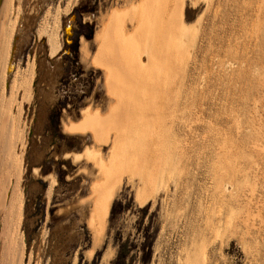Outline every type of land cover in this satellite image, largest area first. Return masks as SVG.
Returning <instances> with one entry per match:
<instances>
[{
  "label": "rangeland",
  "instance_id": "1",
  "mask_svg": "<svg viewBox=\"0 0 264 264\" xmlns=\"http://www.w3.org/2000/svg\"><path fill=\"white\" fill-rule=\"evenodd\" d=\"M150 1L158 8L184 2L191 33L186 49L172 55L161 79L141 95L160 103L161 116L145 111L143 99L130 100L140 103L131 119L167 145L146 152L136 147L127 106L116 91L109 95L104 70L91 61L98 52L95 38L112 13L129 12V28ZM68 2L13 3L14 68L8 72L30 78L35 69L32 100L24 106L27 262L31 256L33 264H114L124 243L128 264H264V0H78L66 13ZM44 26L59 31L58 57H50L38 36ZM151 26L144 35L152 34ZM134 39L128 38L125 73L136 82L142 66L154 76L160 66L154 52L162 46L153 42L148 51ZM88 109L100 111V121L111 119L97 123L96 134L64 133V124L80 123ZM118 145L127 154L136 151L124 165ZM149 179L153 183L144 187ZM102 190L113 194L97 244L98 221L91 217L102 208Z\"/></svg>",
  "mask_w": 264,
  "mask_h": 264
},
{
  "label": "bare ground",
  "instance_id": "2",
  "mask_svg": "<svg viewBox=\"0 0 264 264\" xmlns=\"http://www.w3.org/2000/svg\"><path fill=\"white\" fill-rule=\"evenodd\" d=\"M75 1L77 2L78 0H69L67 7L64 10L66 13H69L72 10ZM13 3L14 0H3V4L0 9V264H33L31 256L27 262V244L25 235H23L22 232V218H24L23 206L26 205L24 203L25 191L23 186V176L26 170V151L28 144L27 125L24 120V106L26 102H30V100H32L31 90L35 78V69L33 68L34 70L31 72L30 78H28L29 76L27 78H23L22 76L25 75H21L20 71H16L14 73L8 72V68L10 66L14 68L10 61L11 48L17 25V20L16 24L14 23L11 25L12 16L14 14ZM183 3L184 2L178 6L158 8L155 5H151L150 1V9L142 11L141 16L139 17V22L136 23V21H132L131 27L129 28L127 21L124 18L128 17L127 15L129 12L126 14L124 12L115 11L112 13L108 19V23L104 27V34L100 32L95 38L98 52L93 58V61H91V64L93 67L104 70L106 76V86L108 88L107 91L110 93L109 95L114 97V94L116 93L120 96V104L127 106V112L129 113L130 120V130L134 133L136 139L138 140L136 142V147L139 148V150L145 148L146 152L150 150V146L152 147V145H159L162 151L167 145H162L161 142L160 144L156 143L149 136V132L144 126L131 119L130 116L132 114L140 112L139 110H136L135 112L134 107L140 106V103L130 100L133 98L138 101L143 99L145 103V111L151 109L152 113L156 115V117L161 116H157L158 114H162V110L159 109L160 103L154 98L145 99L146 96L145 98H142L141 95L146 94L147 89L153 88L157 79H161V75L163 74L162 70L164 69L163 66L167 64L171 65L172 55L186 49L185 43L190 38L191 29L186 25L183 18L185 9ZM57 14L59 15L60 11ZM147 23L152 25L150 28L152 34L150 35H144L147 30ZM46 27L44 26L38 36L40 39L45 38L50 57H58V54H60L63 47L62 41L59 39L57 34L58 30L56 28L49 29ZM67 29V35L71 34V25H69ZM130 37H135L134 41L136 43L144 42L148 51L151 50V43L153 42H158L162 46V50L160 52H154L156 59L159 58L158 61H160V66L153 68V77H148L142 66L137 70L136 75L139 79H136V82H133L135 81L134 77L128 79V75L125 73V64L131 56L132 45L131 42L128 41V38ZM196 38L191 40V44L193 46H190L193 48L196 46ZM67 40L69 42V39ZM83 47H86V45ZM84 52V57L89 60L91 53L89 54L87 47L84 48ZM86 62L89 61L86 60ZM91 64H89V66ZM132 79L133 81H131ZM8 87H10V90ZM20 97H22V99ZM100 113V111L92 113L90 109L86 110L84 112V119L80 123H63L64 133L83 135L90 131L96 134L98 127L97 123L99 124L106 119L104 117L103 120L100 121V118L102 119V114ZM107 117L108 118L106 120L111 119L110 115ZM104 123H106V121H104ZM134 143V139H132L128 144V147H133ZM119 145L118 161L120 165H124L128 158L136 151L132 149L127 154L125 149L120 148ZM153 151L155 152L156 149ZM86 155L89 159L93 156L92 152H86ZM82 157L83 154L77 156L75 155L74 159L80 160ZM154 161V158L145 159V163L149 162L150 165L155 163ZM167 163L171 166L170 162ZM105 166H102L101 171H103L107 183H110L112 181L111 172L109 171L110 169ZM53 181L52 183H55V180ZM150 182L153 183L150 179L146 180L143 186H148ZM100 194L102 195V200H100L102 208H96L91 217L92 223H94V221H98V225L96 224L98 227H95L94 231V237H96L95 242L104 230V225L106 224L105 221L111 207V194L113 193L110 194L108 191L102 190ZM96 243L98 244V241Z\"/></svg>",
  "mask_w": 264,
  "mask_h": 264
},
{
  "label": "trees",
  "instance_id": "3",
  "mask_svg": "<svg viewBox=\"0 0 264 264\" xmlns=\"http://www.w3.org/2000/svg\"><path fill=\"white\" fill-rule=\"evenodd\" d=\"M119 255L114 264H128V255L124 253V251H129L126 244L122 243L120 244L119 248Z\"/></svg>",
  "mask_w": 264,
  "mask_h": 264
},
{
  "label": "water",
  "instance_id": "4",
  "mask_svg": "<svg viewBox=\"0 0 264 264\" xmlns=\"http://www.w3.org/2000/svg\"><path fill=\"white\" fill-rule=\"evenodd\" d=\"M2 4H3V0H0V9H1Z\"/></svg>",
  "mask_w": 264,
  "mask_h": 264
},
{
  "label": "flooded vegetation",
  "instance_id": "5",
  "mask_svg": "<svg viewBox=\"0 0 264 264\" xmlns=\"http://www.w3.org/2000/svg\"><path fill=\"white\" fill-rule=\"evenodd\" d=\"M63 52H64V50H63ZM66 54H67V53L65 52L64 55H66Z\"/></svg>",
  "mask_w": 264,
  "mask_h": 264
}]
</instances>
